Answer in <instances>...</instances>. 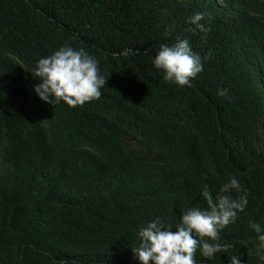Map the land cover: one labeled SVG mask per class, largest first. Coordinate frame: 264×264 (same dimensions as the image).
<instances>
[{
    "label": "trees",
    "instance_id": "16d2710c",
    "mask_svg": "<svg viewBox=\"0 0 264 264\" xmlns=\"http://www.w3.org/2000/svg\"><path fill=\"white\" fill-rule=\"evenodd\" d=\"M177 38L203 63L192 87L152 65ZM65 44L97 59L98 100L36 96L37 61ZM233 176L248 203L220 233L232 247L196 264H261L264 0H0V264H139L142 227L175 231Z\"/></svg>",
    "mask_w": 264,
    "mask_h": 264
},
{
    "label": "clouds",
    "instance_id": "9594fccd",
    "mask_svg": "<svg viewBox=\"0 0 264 264\" xmlns=\"http://www.w3.org/2000/svg\"><path fill=\"white\" fill-rule=\"evenodd\" d=\"M202 20L204 13L198 12L189 18L188 23L206 36L208 29ZM152 65L163 72L165 82L181 88L192 87L191 81L203 70L201 57L193 52L186 38H177L170 46L161 45ZM31 74L39 81L34 87L36 96L52 107L63 102L74 108L98 100L107 82L100 74L95 57L83 48L77 50L67 44L40 58ZM217 94L225 97L227 90H220ZM200 197L205 201L206 209L190 207L182 213L175 231L159 216L139 230L140 243L132 250L139 264H196L198 249L205 259L212 260L218 253H226L232 247L219 241L220 233L235 223L238 214L247 206V194L240 182L235 176L231 177L215 196L205 186ZM249 227L257 234L256 257L264 264V226L253 222ZM229 264H241L240 257L233 255Z\"/></svg>",
    "mask_w": 264,
    "mask_h": 264
}]
</instances>
